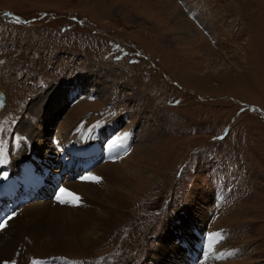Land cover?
I'll return each instance as SVG.
<instances>
[{"label": "rangeland", "instance_id": "1", "mask_svg": "<svg viewBox=\"0 0 264 264\" xmlns=\"http://www.w3.org/2000/svg\"><path fill=\"white\" fill-rule=\"evenodd\" d=\"M1 94L0 174L43 172L30 202L64 180L46 150L68 133L133 171L130 219L74 264L199 259L220 213L234 260L264 264V0H0Z\"/></svg>", "mask_w": 264, "mask_h": 264}, {"label": "bare ground", "instance_id": "2", "mask_svg": "<svg viewBox=\"0 0 264 264\" xmlns=\"http://www.w3.org/2000/svg\"><path fill=\"white\" fill-rule=\"evenodd\" d=\"M67 135L65 138L55 139L54 144L47 146L46 154L56 152L55 159L51 160L54 169L61 174L66 173L64 180L50 190L51 199L43 197L31 202L26 199L28 193L32 196L39 191L38 186L31 187L38 185L44 173L37 175V179L22 174L18 171L14 158H8L6 168L0 174V190L7 197L0 198V206L10 205L11 202L14 203L13 209H17L4 220L7 223L0 229V264H74V260L88 258L90 250L98 246L109 232L130 219L125 190L134 187V183L133 171H128L127 164H123L125 159L113 161L106 150L99 155L92 145L85 147L91 142L89 132L85 137L81 133ZM87 150L92 154H85ZM27 167L33 168L34 165ZM31 177L37 184L29 186L25 183ZM90 177H100V180ZM18 184L28 186L25 195L17 193ZM10 194L15 195L12 197ZM18 199L21 205L17 204ZM208 209L211 210L209 207ZM140 212L148 210H138L135 216ZM211 214L214 212L199 210L197 218L206 225ZM235 221L240 220L220 213L209 224L205 233L199 229L200 232H196L202 239L199 259L194 258L193 254L188 256L190 249L187 247L183 250L178 242H175L176 246L170 247L174 251L173 259L180 261L178 264H242L241 261L234 260L243 250V247L238 248V241L233 236L235 232L231 225L237 224ZM241 226L247 227L249 223L246 221ZM227 229L230 233H227ZM191 231L189 227L182 230L177 235L179 242L188 245ZM189 257L193 259L191 262ZM171 260L169 258L168 261Z\"/></svg>", "mask_w": 264, "mask_h": 264}, {"label": "snow or ice", "instance_id": "3", "mask_svg": "<svg viewBox=\"0 0 264 264\" xmlns=\"http://www.w3.org/2000/svg\"><path fill=\"white\" fill-rule=\"evenodd\" d=\"M90 179H93V180H96V181H99L100 180V177H90ZM10 219V217H9ZM7 221H4L3 223H0V229H3L6 225Z\"/></svg>", "mask_w": 264, "mask_h": 264}, {"label": "water", "instance_id": "4", "mask_svg": "<svg viewBox=\"0 0 264 264\" xmlns=\"http://www.w3.org/2000/svg\"><path fill=\"white\" fill-rule=\"evenodd\" d=\"M4 100V96L1 94L0 95V101ZM3 103V102H2Z\"/></svg>", "mask_w": 264, "mask_h": 264}]
</instances>
